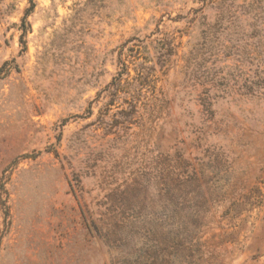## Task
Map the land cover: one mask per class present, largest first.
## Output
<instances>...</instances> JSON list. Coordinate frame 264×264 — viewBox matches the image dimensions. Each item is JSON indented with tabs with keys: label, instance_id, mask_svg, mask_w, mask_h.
Returning a JSON list of instances; mask_svg holds the SVG:
<instances>
[{
	"label": "rangeland",
	"instance_id": "1",
	"mask_svg": "<svg viewBox=\"0 0 264 264\" xmlns=\"http://www.w3.org/2000/svg\"><path fill=\"white\" fill-rule=\"evenodd\" d=\"M0 264H264V0H0Z\"/></svg>",
	"mask_w": 264,
	"mask_h": 264
},
{
	"label": "trees",
	"instance_id": "2",
	"mask_svg": "<svg viewBox=\"0 0 264 264\" xmlns=\"http://www.w3.org/2000/svg\"><path fill=\"white\" fill-rule=\"evenodd\" d=\"M32 8L33 9L35 8V4L34 3L32 5ZM29 12H31V9L29 11H27L25 18L23 19V23H22V27H23L22 28V31H23L22 38H24L25 37V34H27V32L29 31V24L27 22V17L29 16ZM26 25H28V28H27ZM22 43L25 44V41L23 40ZM122 65H123V70L124 71H127L126 64L125 63H122ZM124 71L118 72L117 75L114 77V81L113 82L115 84L120 85L122 83V81H123V75L125 73Z\"/></svg>",
	"mask_w": 264,
	"mask_h": 264
}]
</instances>
